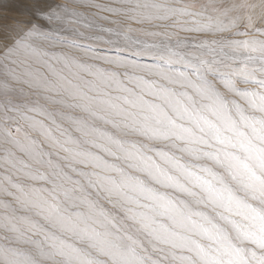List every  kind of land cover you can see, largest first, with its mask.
<instances>
[{
    "label": "snow or ice",
    "instance_id": "6c2138e0",
    "mask_svg": "<svg viewBox=\"0 0 264 264\" xmlns=\"http://www.w3.org/2000/svg\"><path fill=\"white\" fill-rule=\"evenodd\" d=\"M0 264H264V0H0Z\"/></svg>",
    "mask_w": 264,
    "mask_h": 264
}]
</instances>
